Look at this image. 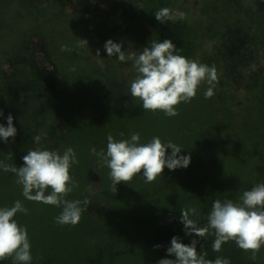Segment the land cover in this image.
Returning <instances> with one entry per match:
<instances>
[{
  "label": "rangeland",
  "instance_id": "rangeland-1",
  "mask_svg": "<svg viewBox=\"0 0 264 264\" xmlns=\"http://www.w3.org/2000/svg\"><path fill=\"white\" fill-rule=\"evenodd\" d=\"M160 2L184 13V18L174 20L196 28V61L216 69L215 94L207 100L225 103L235 115L243 116L259 109L264 113V0H0V99L4 100L0 124L7 126L6 117L20 111L19 118H13L17 135L4 142L6 147L15 151L26 139L29 150L40 148L60 154L65 147L73 149L67 120H58L54 101L50 100V97L71 96L88 160L91 155L106 153L107 145L99 131L100 113L113 109L115 104L130 109L140 99L128 92L137 76L133 62L108 56L104 45L112 40L122 44V51L139 54L144 47H151L153 41L159 42L143 12ZM55 32H65L74 38L76 47L70 55L62 54L56 46L50 51L47 48ZM97 50L100 55L96 54ZM208 87L204 82L200 89L205 93ZM33 102L37 110L31 109ZM216 113L223 118L221 110L217 109ZM139 115L140 111L133 114V123H137ZM173 117V123L179 120L178 115ZM155 122L158 127L162 121L156 118ZM260 134L261 162L246 182L250 188L264 183V122ZM37 135L41 136L39 143L34 140ZM193 141V147L200 149L201 141L195 139L189 142L191 149ZM92 148L97 154L92 153ZM181 154L183 149L178 156ZM96 169L84 175L92 196L100 198L93 200L87 212L92 226L99 227L105 236L111 216L108 204L101 199L100 180L93 175L97 174ZM202 172L206 178L208 173ZM190 175L186 184L200 181L197 171H191ZM141 177V184L148 183ZM210 178L216 179L213 174ZM60 209L62 212V208H57ZM38 211L34 215H42ZM47 219L49 226L66 234L68 225L50 223ZM85 235L88 243L99 247V242Z\"/></svg>",
  "mask_w": 264,
  "mask_h": 264
},
{
  "label": "trees",
  "instance_id": "trees-1",
  "mask_svg": "<svg viewBox=\"0 0 264 264\" xmlns=\"http://www.w3.org/2000/svg\"><path fill=\"white\" fill-rule=\"evenodd\" d=\"M165 7L167 6L160 2L159 5L146 8L143 12L145 21L159 42L164 39L173 42L176 47L174 54L196 61V28L181 20H170L166 23L157 21L154 13ZM53 34V38L48 42L51 46L47 44L49 51L56 46L62 50V54L70 55L76 47L74 38L65 32ZM200 87L194 99L178 106L179 120L174 123V117L165 116L163 112L144 110L141 100L132 104L130 109L115 104L113 109L100 113L99 131L106 145L109 134L114 140L120 141L130 140L133 133H139L140 144H146L158 136L162 143L171 141L183 148V155L190 156L187 168H165L163 175L152 183L141 184V176L137 175L129 184H117L116 193L112 190L110 169L102 157L91 155L89 160L87 158L85 140L77 124L79 116L73 98L50 97V100L54 101L53 107L58 120H67L70 142L73 143L78 161L70 168V175L77 186L73 187V191L65 199L81 202L87 200L89 203H81L80 207L84 211L80 222L75 226L68 225L66 234H62L60 228H53L46 222L49 217L50 223L56 224L61 209L26 200L22 195V186L16 183V175L0 169V208H10L15 201L20 200L28 209L27 214L17 213L14 219L20 226L27 228L32 255L30 264H158L163 258L174 259L167 254L173 236L179 237L180 242L184 244H190L196 239L198 255H204L208 260L214 261L220 257L228 259L230 264H264V246L256 253L255 259H252L253 254L250 251L241 250L234 241L222 244L221 250L215 252L212 249L214 230L209 229V235L199 238L194 234L187 235L184 225L180 222L181 211L195 207L199 215H190V218L195 220L199 227H207V217L214 200L242 203L243 192L251 189L249 182H246L251 180L253 171L261 162L258 156L260 129L264 122L261 109L255 113L248 111L243 116L235 115L227 109L225 103L208 101ZM1 103H4V100L0 99V107ZM1 108L0 112L4 111ZM31 109H38L36 102H33ZM217 109L221 110L223 118L216 113ZM139 111V119L137 123H133V114ZM19 112V109L16 110L12 117L19 118ZM156 118L162 121L158 127ZM187 130L189 134L186 133ZM192 139L201 141L200 149L198 146L193 147L194 141L190 149L189 142ZM142 140H145V143ZM27 143L28 140H23L21 147L14 151L0 140V161L14 164L18 168L23 166L22 157L29 151ZM66 149L68 147L62 149L60 154ZM167 152L170 154L171 149ZM94 167L97 168L94 172L97 174L93 175L100 180L101 199L108 204L111 216L109 227L104 230L105 236H102L99 227L92 226L87 212L93 200H100L98 196H92L89 183L84 180L85 172L92 171ZM194 170L199 174L200 181H191L194 185H188L186 183ZM202 171L208 173L206 178H203L205 174ZM208 171H212L210 174L215 175L216 179H211ZM50 192L51 189H48L46 194ZM39 207H42L39 210L42 215L36 216L34 213L38 210L35 209ZM85 233L92 240L99 242V247L94 248L88 243ZM155 245L161 247L156 248ZM0 264L22 262L10 258L0 260Z\"/></svg>",
  "mask_w": 264,
  "mask_h": 264
},
{
  "label": "clouds",
  "instance_id": "clouds-1",
  "mask_svg": "<svg viewBox=\"0 0 264 264\" xmlns=\"http://www.w3.org/2000/svg\"><path fill=\"white\" fill-rule=\"evenodd\" d=\"M154 16L157 21L166 23L177 17L184 18V13L165 7L155 12ZM81 42L87 44L83 39ZM104 48L108 56L115 55L121 62H133L137 76L131 82L128 92L131 97L142 101V107L146 111H160L168 117L177 116L178 106L194 99L204 82L209 85L204 93L205 98H211L215 94L213 89L218 82L215 67L174 54L176 47L170 39L153 41L151 47H144L139 54L122 51V44L112 40L106 41ZM96 54L100 55L99 50ZM0 116H3L2 112ZM6 120L7 126L0 124V140L5 143L17 135L12 115L9 114ZM34 140L39 143L41 136L37 135ZM139 140V133H133L130 140L120 141L114 140L109 134L106 153H99L110 169L109 176L114 193L117 191V184H129L137 175L142 174L146 182L152 183L163 175L165 168H187L190 163V156H178L182 148L171 141L162 143L158 136L146 144H140ZM168 149H171L170 154ZM91 151L97 154L95 148ZM22 159L23 166L19 168L0 161V169L16 175V183L22 186V195L26 200L62 206V212L56 218L58 224L77 225L84 211L80 207L81 203L89 202L65 199L73 191V187L77 186L70 175L72 164L78 163L74 150L69 147L61 155L56 151L37 148L29 150ZM48 189L51 192L46 194ZM241 200L240 204L231 200H214L207 217V227H199L190 218V215H199L195 207L182 210L180 222L184 225L185 233L203 238L212 229L215 236L213 251L219 252L222 244L234 241L241 250L250 251L253 254L252 259H255L256 253L264 246V183L244 191ZM17 213H28L20 200L15 201L10 208H0V260L11 258L22 264H30L32 255L27 228L20 226L14 219ZM197 243L193 239L190 244H184L179 237L173 236L167 254L174 259L163 258L158 264H230L226 258L217 257L213 261L205 259L204 255H198Z\"/></svg>",
  "mask_w": 264,
  "mask_h": 264
},
{
  "label": "bare ground",
  "instance_id": "bare-ground-1",
  "mask_svg": "<svg viewBox=\"0 0 264 264\" xmlns=\"http://www.w3.org/2000/svg\"><path fill=\"white\" fill-rule=\"evenodd\" d=\"M183 149V148H182ZM186 149V148H185ZM190 149H191V147H190ZM189 153V152H188Z\"/></svg>",
  "mask_w": 264,
  "mask_h": 264
}]
</instances>
